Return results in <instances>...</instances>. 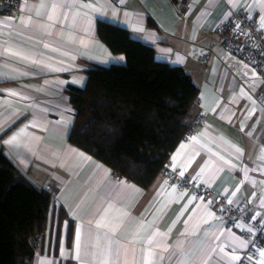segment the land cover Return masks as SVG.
Masks as SVG:
<instances>
[{
  "label": "crops",
  "instance_id": "0c3cea01",
  "mask_svg": "<svg viewBox=\"0 0 264 264\" xmlns=\"http://www.w3.org/2000/svg\"><path fill=\"white\" fill-rule=\"evenodd\" d=\"M240 8L264 28V0H25L12 14L0 0V147L54 203L36 264L264 262L216 213L217 201L231 200L264 226V72L215 34ZM100 20L125 27L199 88L189 137L148 188L116 176L69 140L75 111L68 87L84 88L95 65L126 64L99 39ZM169 172L209 186L212 199L197 201ZM62 247L69 259L61 260Z\"/></svg>",
  "mask_w": 264,
  "mask_h": 264
},
{
  "label": "trees",
  "instance_id": "16d2710c",
  "mask_svg": "<svg viewBox=\"0 0 264 264\" xmlns=\"http://www.w3.org/2000/svg\"><path fill=\"white\" fill-rule=\"evenodd\" d=\"M97 34L126 64L95 65L84 88L68 87L75 111L69 140L116 176L148 188L189 137L187 116L199 88L184 68L159 61L125 27L100 20ZM53 208L50 193L35 187L0 147V264H36ZM59 216L64 220L63 208Z\"/></svg>",
  "mask_w": 264,
  "mask_h": 264
},
{
  "label": "built area",
  "instance_id": "2783aa9c",
  "mask_svg": "<svg viewBox=\"0 0 264 264\" xmlns=\"http://www.w3.org/2000/svg\"><path fill=\"white\" fill-rule=\"evenodd\" d=\"M1 1L4 13L12 14L25 0ZM215 34L228 52L258 71L264 72V28L249 10L240 8L230 17L223 19L218 24ZM167 176L169 180L179 179L181 189L194 191L197 201L212 199L213 191L209 186L201 185L187 175L176 176L174 172H169ZM216 213L219 217L228 219L229 228L240 231L243 238L248 241L254 257L260 256V251H264V226L257 218L250 219L252 216L248 214L246 206L220 200L217 201ZM239 223H243L244 227H239ZM248 229H251V232Z\"/></svg>",
  "mask_w": 264,
  "mask_h": 264
},
{
  "label": "snow or ice",
  "instance_id": "6c2138e0",
  "mask_svg": "<svg viewBox=\"0 0 264 264\" xmlns=\"http://www.w3.org/2000/svg\"><path fill=\"white\" fill-rule=\"evenodd\" d=\"M84 6H88V5H84ZM261 22H262V26H264V17H262L261 18ZM237 27H239V25H237ZM14 94V93H13ZM191 139H196L195 137H193V138H191ZM15 140V137H13L12 139H10L9 141H6V143H12L13 141ZM184 148V145L182 144L181 145V149H183ZM237 151H241L240 149H237ZM81 155H83V154H81ZM173 160L175 161V156L173 157ZM181 175H183V173H181ZM231 203H233V201H231V200H229V204H231ZM257 216L258 215H260L259 213H257L256 214ZM250 219H256V216H252V217H250ZM97 227H100V225L99 224H97ZM248 231L249 232H251V229H248ZM79 239H80V235H79V231L77 232V235H76V243H75V250H76V256H75V259H79V250H80V243H79ZM149 243H151V241H149ZM244 246L246 247L247 246V243H245L244 244ZM260 256L262 257V258H264V251H260ZM60 255H61V260H63V259H69L70 258V256L68 255V254H66V249L65 248H61V253H60ZM231 259L232 260H240L241 259V257L240 256H238V255H233L232 257H231ZM249 259H251V257H249ZM39 264H54V262L53 261H51V260H47L46 258H44V259H41L40 261H39ZM101 264H108V261L105 259V260H103L102 262H101ZM262 264H264V262H262Z\"/></svg>",
  "mask_w": 264,
  "mask_h": 264
},
{
  "label": "water",
  "instance_id": "95a60500",
  "mask_svg": "<svg viewBox=\"0 0 264 264\" xmlns=\"http://www.w3.org/2000/svg\"><path fill=\"white\" fill-rule=\"evenodd\" d=\"M180 2H181V0H180Z\"/></svg>",
  "mask_w": 264,
  "mask_h": 264
}]
</instances>
